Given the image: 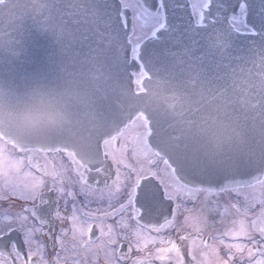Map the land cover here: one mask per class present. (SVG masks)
Instances as JSON below:
<instances>
[{"label":"water","instance_id":"1","mask_svg":"<svg viewBox=\"0 0 264 264\" xmlns=\"http://www.w3.org/2000/svg\"><path fill=\"white\" fill-rule=\"evenodd\" d=\"M91 2L14 0L12 14H0L3 137L18 146L38 147L65 140L95 156L100 140L139 111L159 125L155 143L169 155L186 152L247 160L259 149L264 143V64L253 67L255 57L248 62L235 59L251 55L249 39L234 34L230 49L212 48L217 61L230 51L232 67L218 76L208 73L212 57L198 59L204 55L200 44L185 50L187 37H195L185 15L183 42L168 41L178 54L158 60L157 70L135 90L118 67V46L115 42L107 46L99 38L103 24L80 13ZM218 2L224 4L219 22L208 18L206 23L223 29L232 0ZM253 177L259 174L238 179Z\"/></svg>","mask_w":264,"mask_h":264},{"label":"snow or ice","instance_id":"2","mask_svg":"<svg viewBox=\"0 0 264 264\" xmlns=\"http://www.w3.org/2000/svg\"><path fill=\"white\" fill-rule=\"evenodd\" d=\"M14 7V0H0V14L4 13L5 9L8 14H12ZM49 7L51 10L52 5ZM190 8L189 12L185 0H118V3L113 0L111 4L92 0L87 8L79 11L85 17L90 15L95 23L103 24L105 31L98 33L100 40L107 46L115 42L119 49L118 67L121 73L137 86L142 87L144 80L150 78L152 72L157 70L158 60L178 54L168 47V41L175 38L177 43L183 42L180 37L185 35L182 27L185 15L189 17L188 30L195 33V37H199L197 40L193 36H188L190 43L186 45L185 50L190 51L194 45L200 44L204 55L198 59L203 62L209 56L212 57L206 65L208 73L218 76L221 71L232 67L233 56L230 51H226V54L217 61L211 49H230L234 34L250 40L248 52L251 53L250 56L235 59L248 62L250 57H255L252 61L253 67L264 64V0H232L225 13L226 26L223 29H217L213 23H206L208 18L219 22L218 18L224 10L223 3H219L218 0H190ZM129 10L131 16L128 15ZM192 18H195V26L191 22ZM177 33L179 35H174ZM2 38L0 36V39ZM201 41L203 43H200ZM225 60L229 63L224 64ZM138 117L144 121L147 135L139 156L135 150H132L133 156L142 166L133 169L136 178L130 185H125L121 181L119 171L115 173L113 179V164L118 168L123 160L116 161L105 150L109 141H121L119 135L103 139L95 156L86 155L78 146L65 140L39 145V148L34 145H19L22 151L63 152L70 158L71 167L68 169V175L63 171L52 173L45 171V176L51 175L53 178V187L48 191H54L56 199L45 198V194L41 191L45 185L44 179H40L26 191H12L7 194L0 192V200H9L10 197L18 196L21 200L31 202L29 206L23 207L21 212L16 213L15 217L10 212H0V258H3L0 264H47L46 245L43 240L36 239L37 234L41 237L47 236L52 241L51 247L56 248L59 245L63 249V238L66 237L67 232L62 229L60 235L53 239L54 221L70 219L75 226L79 220L77 213L81 211L74 203L70 217L61 215L58 204L65 195L63 188L65 181L79 184L80 192L85 196L89 192L99 191L102 198L107 190V196L111 201L121 194L125 195L126 202L120 203L118 207H113L111 202L109 203L111 210H105L104 217H120L116 223L121 224L124 214L131 209V218L136 222L133 229L136 236L135 247L143 251L148 244L167 243L169 247L155 249V259L161 262L171 261L172 254H175L179 264H183V258L179 257L180 250L175 242L145 235V232L159 234L175 225L176 216L172 207L175 204L179 210V204L182 202L181 194L209 192L212 195L242 196L247 205L243 213L245 217L249 207L255 208L259 204L261 211L251 219L250 223L240 220L238 229L223 233L233 243L225 245L228 249L227 259L220 261L217 257L218 264H233V258L238 254L243 264H264V195L257 198L253 191H249L254 190L256 184L264 186V143H260L259 149L250 153L247 160L234 156L205 158L196 153L186 152L169 155L162 152L155 143L159 137V125L147 114L141 113ZM120 131L121 129H117L118 133ZM56 144L59 146H55ZM121 148L124 152L128 149L122 141L119 146V149ZM110 158L112 163L108 162ZM160 162L164 165L163 172L159 170ZM253 173H258L259 177H253V180L238 179V177L253 176ZM204 185H215V187L206 188L203 187ZM66 195L72 196L73 193L69 191ZM213 203L215 207L210 210L219 211L222 206L218 202ZM66 208L67 201H65ZM230 208L235 209L237 213L241 212L236 203H231L223 207L221 215L227 213ZM81 215L85 221L89 218L86 212ZM142 221L144 223H141ZM71 231L74 239L76 234H79L77 242L79 248H90L94 243L91 238H84L86 233L91 232L90 225L87 228L74 227ZM111 232L112 229L109 228V234ZM101 233H103L102 228ZM180 239L182 241L192 239L195 244V238L191 235L181 236ZM201 245L204 248L210 247L205 240H201ZM128 251H132L131 246ZM245 253L246 261H244ZM188 255L191 257V264H202L201 259L192 249L189 250ZM125 256L126 254L121 255L118 259L123 260ZM59 261L60 253H57L54 264H59ZM135 264H143V261L137 260Z\"/></svg>","mask_w":264,"mask_h":264},{"label":"flooded vegetation","instance_id":"3","mask_svg":"<svg viewBox=\"0 0 264 264\" xmlns=\"http://www.w3.org/2000/svg\"><path fill=\"white\" fill-rule=\"evenodd\" d=\"M187 1L190 5V0ZM128 15L131 16L130 10ZM193 21L195 22V18H193ZM138 114L141 113H135L122 124L118 128L121 129L119 133L115 131L109 135H119L121 137L122 143L128 147L125 152L122 148L119 149L121 143L119 140L116 142L109 141L105 146V150L116 161L123 160L118 168L113 164V179H115V173L119 171L120 179L125 185H130L135 180L136 174L133 169L142 166L132 152V150H135L137 156H139L147 133L145 123L142 118L138 117ZM108 162L112 163L111 158ZM70 167V158L63 152L22 151L19 146L14 145L10 140L0 135V192L7 194L12 191H26L40 179H44L45 185L41 191L45 194V198L56 199V193L48 191L49 188L53 187V178L51 175L45 176V171L47 170L49 173L63 171L68 175ZM159 170L161 172L164 170L162 162L159 163ZM100 187H103V185H100ZM63 188L65 195L59 200L58 204L61 215L70 217L74 203L81 211L77 213L79 220L75 226L70 219L54 221L53 239L60 235L62 229L67 232L66 237L63 238V249L59 245L56 248L51 247L52 241L47 236L41 237L37 234L36 239L43 240L46 245L45 259L47 264H54L57 253H60L59 264H135L137 260L143 261V264H179L175 254H172L173 259L171 261L161 262L155 259V249L169 247L167 243L163 245L148 244L143 251L135 247L136 236L133 229L136 222L131 218V209L124 214L121 224L116 223V220H119L120 217H104V211L111 210L109 203L111 202L113 207H118L120 203L126 202L125 195L121 194L111 201L107 196V190H105V195L102 198L99 191L89 192L85 196L80 192V185L74 181H65ZM69 191L73 193L72 196L66 195ZM249 191H253L255 196L260 198L264 195V186L256 184L255 189ZM180 199L182 202L179 204V210H177L175 204L172 207V211L176 216L175 225L168 227L159 234L145 232V235L162 237L165 241L175 242L180 250L179 257L183 258V264H191V257L188 255L190 249L198 255L202 264H218L217 257L220 261L226 260L228 249L225 245L233 243V241L225 237L223 233L238 229L240 220L250 223L251 219L261 211V205L259 204L255 208L249 207L248 214L245 217L243 213L247 205L244 203L242 196L237 197L235 194L212 195L209 192H198L194 195L181 194ZM65 201H67L66 209ZM214 201L222 206L219 211L210 210L215 207ZM30 203V201L26 202L19 199L18 196L10 197L9 200H0V212H10L15 217L16 213L21 212L22 208L29 206ZM231 203H236L241 212L237 213L235 209L230 208L227 213L221 215L223 207ZM85 212L88 213L89 217L86 221L81 215ZM89 225L91 226V232L86 233L84 238H91L94 243L90 248H79L77 243L79 234L77 233L74 239L71 230L74 227L77 229L80 227L87 228ZM101 228L103 233H101ZM109 228L112 229L111 234H109ZM188 235L195 238V244H193L192 239L183 241L180 239L181 236ZM97 237L100 238L97 239ZM210 237H213V239H209ZM20 238L23 239L22 233ZM201 240L207 241L210 247L204 248L201 245ZM221 241L223 242L221 243ZM130 246L132 247L131 252L128 251ZM124 254L126 256L123 260L118 259L119 256ZM246 259L247 255L245 253L244 261ZM2 260L3 258H0V261ZM233 264H243L239 254L233 258Z\"/></svg>","mask_w":264,"mask_h":264},{"label":"bare ground","instance_id":"4","mask_svg":"<svg viewBox=\"0 0 264 264\" xmlns=\"http://www.w3.org/2000/svg\"><path fill=\"white\" fill-rule=\"evenodd\" d=\"M186 1V3L189 5V2L187 1V0H185Z\"/></svg>","mask_w":264,"mask_h":264},{"label":"clouds","instance_id":"5","mask_svg":"<svg viewBox=\"0 0 264 264\" xmlns=\"http://www.w3.org/2000/svg\"><path fill=\"white\" fill-rule=\"evenodd\" d=\"M5 12H7V9H5ZM8 13V12H7Z\"/></svg>","mask_w":264,"mask_h":264},{"label":"rangeland","instance_id":"6","mask_svg":"<svg viewBox=\"0 0 264 264\" xmlns=\"http://www.w3.org/2000/svg\"><path fill=\"white\" fill-rule=\"evenodd\" d=\"M138 35H139V33H138Z\"/></svg>","mask_w":264,"mask_h":264}]
</instances>
